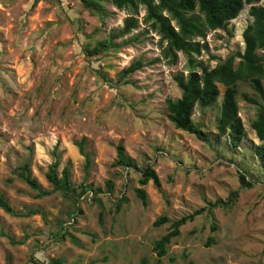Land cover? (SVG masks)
<instances>
[{"label":"rangeland","instance_id":"obj_1","mask_svg":"<svg viewBox=\"0 0 264 264\" xmlns=\"http://www.w3.org/2000/svg\"><path fill=\"white\" fill-rule=\"evenodd\" d=\"M33 3L0 0V197L17 211H39L17 217L0 208V264L8 260L34 264L32 256L45 263L60 258L64 264H141L147 257L156 264L154 242L170 226L155 227L156 219L162 215L178 219L235 190L240 196L232 208H218L184 225L161 264H264V169L246 149L263 143L251 128L257 106L238 97L247 133L240 149L229 148L226 139L202 142L177 129L168 117L165 100L181 96L174 76L188 73L187 58L180 53L177 64L167 63L161 37L143 23V7L138 27L127 36H139V41L89 59L84 47L121 28L129 11L109 0L104 1L108 14L102 16L84 8L80 0H39L34 7ZM248 10L249 6L229 24L234 36L224 30L209 33L210 48L200 60L214 67L244 49L242 34L252 21ZM140 58L157 62L131 75L133 84L116 83L118 73ZM98 70L105 71L109 82ZM220 89L219 105L224 87ZM240 90L254 94L246 84H240ZM215 119L213 109L205 114L201 108L195 110V123L203 121L211 138ZM82 139L91 155L89 168L76 145ZM119 143L139 167L150 163L160 177L161 189L153 181L144 186L147 206L135 192L140 171L113 166ZM57 144L62 153L60 172L69 165L75 186L103 189V224L102 207L92 195L81 198L82 212L70 216L72 200L60 192L38 198L16 174L31 160L33 177L44 189H52L46 173ZM243 170L250 172L247 179L253 188L241 187L238 173ZM109 180L114 184L112 194L106 186ZM122 196L128 201L117 213L116 201ZM59 220L82 245L69 237L54 238ZM8 236L25 243L14 245ZM210 236L216 243L207 246Z\"/></svg>","mask_w":264,"mask_h":264},{"label":"trees","instance_id":"obj_2","mask_svg":"<svg viewBox=\"0 0 264 264\" xmlns=\"http://www.w3.org/2000/svg\"><path fill=\"white\" fill-rule=\"evenodd\" d=\"M39 0H34L33 7ZM83 7L91 10L94 14H108L105 0H80ZM116 8L128 10L131 14L125 20L123 26L102 39L95 41L94 45L87 44L84 47L86 57L89 59L119 51L121 48L140 40L139 36H129L139 25L140 10L143 7L146 14L143 23L161 37L160 46L162 57L168 64L175 65L179 61V54L187 58L188 73H177L174 79L181 90V96L177 99L167 98L165 100L168 117L177 129L195 135L199 140L206 143L220 142L226 139L229 148L237 150L241 148L247 137L238 97L241 96L247 103L257 106L256 117L251 122V128L256 136L263 143L246 148L252 156L256 165L264 169V0H109ZM249 6V16L252 21L243 31L244 49L231 53L226 59L219 61L214 67L200 60L199 57L204 51L209 50L207 37L210 32L224 30L229 36H234L228 26L234 19L238 18L241 12ZM127 37V38H126ZM122 39V41H118ZM216 59V57H212ZM157 59L145 61L142 58L133 61L128 67L118 73L116 83H132L129 77L145 66L155 64ZM99 76L109 82L108 76L103 70H98ZM133 84V83H132ZM240 84H246L254 92L240 90ZM224 87L223 100L221 105L218 99L221 94L220 87ZM201 108L203 114L206 110L213 109L216 112L214 121L215 131L204 129V122L195 123V110ZM80 153L86 158V166H91V155L86 152L85 140L76 142ZM228 148V147H227ZM228 150V149H227ZM53 162L48 167L46 178L52 185V189H44L39 181L33 177L31 160L25 161L16 170L20 179L26 182L29 187L37 193L38 198L60 192L65 199L73 201L74 208L69 215L82 212L78 203L92 194V199L102 207L101 194L103 189L94 187L93 184H81L75 186L71 179V169L66 165L59 171L62 153L59 144L52 150ZM114 167L123 169L130 168L140 171L139 187L135 188L137 197L144 206L149 204L148 195L144 188L150 181H153L158 189H161V180L152 164L139 167L137 161L128 155L125 146L119 143L117 146V157L113 163ZM130 171V170H129ZM128 171V172H129ZM248 170L238 173L239 182L242 188H253L254 183L247 179ZM254 176V175H252ZM109 194L113 193L114 184L111 180L106 183ZM240 191H231L226 199H217L208 202V206L194 210L178 219L171 220L168 216L162 215L153 223L155 227H161L169 223V231L154 242L153 250L156 252L157 263L161 264L162 258L168 254L169 245L174 239L181 235V228L188 222L195 220L199 215L214 213V210L232 208L239 199ZM128 199L125 196L116 201L115 212L122 210L123 204ZM104 207V206H103ZM100 211V222L104 223V209ZM0 208L7 213L17 217H29L38 214L37 210L27 212L13 209L10 203L0 197ZM44 216V214H43ZM59 229L53 233L56 240L63 241L68 237L77 245H82L80 240L68 231V226L63 220L58 221ZM212 230L217 231V225H212ZM14 245L24 244L25 239L16 240L8 236ZM216 243L215 236H210L206 243L211 246ZM30 260L34 264H64L60 258L51 259L50 262H40L33 256ZM9 260H8V263ZM93 264V263H91ZM141 264H150L147 257H143Z\"/></svg>","mask_w":264,"mask_h":264},{"label":"built area","instance_id":"obj_3","mask_svg":"<svg viewBox=\"0 0 264 264\" xmlns=\"http://www.w3.org/2000/svg\"><path fill=\"white\" fill-rule=\"evenodd\" d=\"M129 171V168H127V172ZM92 195V194H91Z\"/></svg>","mask_w":264,"mask_h":264}]
</instances>
